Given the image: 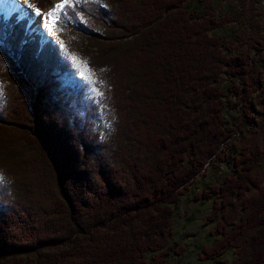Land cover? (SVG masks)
<instances>
[{
	"label": "trees",
	"instance_id": "obj_1",
	"mask_svg": "<svg viewBox=\"0 0 264 264\" xmlns=\"http://www.w3.org/2000/svg\"><path fill=\"white\" fill-rule=\"evenodd\" d=\"M18 15L0 13V264H179L172 218L208 167L227 171L193 195L198 258L264 264V0H79L60 44ZM73 60L94 92L61 85Z\"/></svg>",
	"mask_w": 264,
	"mask_h": 264
},
{
	"label": "rangeland",
	"instance_id": "obj_2",
	"mask_svg": "<svg viewBox=\"0 0 264 264\" xmlns=\"http://www.w3.org/2000/svg\"><path fill=\"white\" fill-rule=\"evenodd\" d=\"M35 0H0V13L11 14L16 11L19 17H26L29 20L28 29L38 30L43 33L41 27L44 25L43 21L38 20L35 23L31 21L32 11H36L37 8L34 6ZM14 4L16 9L9 10L8 6ZM79 0H51V4L40 10L41 17L45 16V23L53 27L55 26V21L58 19V14L64 5H74L78 4ZM51 13V15H49ZM46 24V25H47ZM35 25V26H34ZM40 25V26H39ZM42 25V26H41ZM221 33V32H218ZM44 33L42 35V38ZM55 33L52 35L44 36L43 39H52L54 42L61 43ZM73 70L71 72L65 73L60 77L61 85L71 87L73 89H78L80 87H86L89 92L95 91L93 77L90 75L88 69L76 60L72 61ZM226 116L235 117L236 112L234 109H227L225 111ZM226 168L224 171L221 169L218 171L214 167H208L205 174L198 175L194 186H192L188 193L180 198L179 206L177 209V214L172 218V224L174 229V239L182 241L186 245V251L182 256L179 257V264H213L211 260H200L196 253L199 252L202 245H209L211 243L212 237L209 235L210 225L205 223L206 216L211 209V201L207 200H195L193 195L195 192L205 187L207 184H211L215 181L221 180L226 173ZM227 259L233 257V252L230 251L225 256Z\"/></svg>",
	"mask_w": 264,
	"mask_h": 264
},
{
	"label": "bare ground",
	"instance_id": "obj_3",
	"mask_svg": "<svg viewBox=\"0 0 264 264\" xmlns=\"http://www.w3.org/2000/svg\"><path fill=\"white\" fill-rule=\"evenodd\" d=\"M16 6H14V4H10L9 3V6H8V9L9 10H13V9H16L15 8ZM31 22L32 23H35V22H37L38 20H40V18L42 19L41 20V22L43 21V26L41 27V29L43 30V33H44V36L46 37V36H50V35H52L53 34V31L51 30V26H50V23L49 24H47V23H45L46 21H45V16H43V17H41V15H37L36 14V11L34 10V11H32V13H31ZM45 21V22H44ZM47 24V25H46ZM35 26V25H34ZM40 26V25H39ZM43 36V37H44Z\"/></svg>",
	"mask_w": 264,
	"mask_h": 264
},
{
	"label": "snow or ice",
	"instance_id": "obj_4",
	"mask_svg": "<svg viewBox=\"0 0 264 264\" xmlns=\"http://www.w3.org/2000/svg\"><path fill=\"white\" fill-rule=\"evenodd\" d=\"M36 14L40 15V10L39 9L36 10ZM49 15H51V13H49ZM0 95H2V90H0Z\"/></svg>",
	"mask_w": 264,
	"mask_h": 264
}]
</instances>
